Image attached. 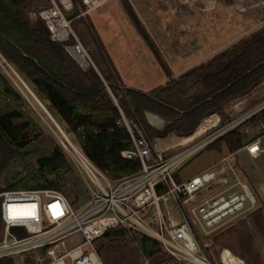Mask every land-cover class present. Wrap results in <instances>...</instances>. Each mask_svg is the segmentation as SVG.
Listing matches in <instances>:
<instances>
[{"label": "trees", "instance_id": "obj_1", "mask_svg": "<svg viewBox=\"0 0 264 264\" xmlns=\"http://www.w3.org/2000/svg\"><path fill=\"white\" fill-rule=\"evenodd\" d=\"M122 2L134 27L145 33L130 2ZM31 7L27 0H0V54L65 135L72 136L84 155L114 182L129 178L141 169L138 160L121 156L123 151L133 148L127 130L116 125L121 118L119 109L128 119L140 120L151 140L170 135L185 137L192 135L206 116L224 115L228 103L246 98L264 81V27L208 64L199 65L177 79L161 61L167 82L146 94L124 89L108 59L104 69L96 65L97 71L82 70L60 43L51 41L41 20L29 19ZM16 77L9 78L0 68V179L14 161L34 155L35 164L27 165V175L0 188V193L57 190L75 207L81 198L74 189L70 193L66 191L74 168L64 148L56 144L51 149L28 150L31 141L24 131L33 121L23 109L31 94ZM146 113L161 117L165 129L150 127ZM259 115L263 116L264 111ZM242 138L234 131L210 147L220 149L226 145L234 152L242 147ZM112 235L122 237L126 232L112 230L105 237ZM140 244L146 257L152 255V248L157 245L148 238H141ZM38 254L43 256L45 250ZM31 256L25 260L26 264H38L36 257ZM0 264H15V261L0 260Z\"/></svg>", "mask_w": 264, "mask_h": 264}, {"label": "built area", "instance_id": "obj_2", "mask_svg": "<svg viewBox=\"0 0 264 264\" xmlns=\"http://www.w3.org/2000/svg\"><path fill=\"white\" fill-rule=\"evenodd\" d=\"M27 1L37 6L36 10L32 7L29 10V19L41 20L51 41L60 43L82 70L97 71L73 27L115 0H44L46 7L38 4V0ZM69 15L72 17L68 18ZM0 65L11 69L1 54ZM21 83L32 96L29 88ZM263 110L264 103L244 114L246 120ZM119 112L121 118L116 125L127 130L133 148L123 151L121 156L138 160L140 171L114 182L72 144L52 120L68 143L65 148L84 178L89 200L77 210L65 194L57 190L0 193V260L35 255L38 264H102L96 250L85 252L84 248L92 247L112 230H122L133 239L141 237L156 242L152 255H143L142 264H232L223 260L225 249L214 255L212 242L206 238L256 209V198L239 178L237 154L225 156L204 173L185 182L177 183L174 174L194 154L233 131L237 121L170 150H157L159 139L151 140L140 120L128 119L120 109ZM258 144L256 141L246 148L252 158L260 152ZM189 145L191 147L172 157H164ZM76 236L81 237L80 244L69 247L68 243ZM41 250H45L43 256L38 254Z\"/></svg>", "mask_w": 264, "mask_h": 264}, {"label": "rangeland", "instance_id": "obj_3", "mask_svg": "<svg viewBox=\"0 0 264 264\" xmlns=\"http://www.w3.org/2000/svg\"><path fill=\"white\" fill-rule=\"evenodd\" d=\"M131 1L142 16L145 12L148 15L146 26L142 24L145 34H148L150 39H154L156 52L161 60L173 68L185 67V62L190 60L185 59V56L193 52L213 53L232 44L235 40L232 29L237 25L241 36L255 32L264 25V0H129L130 4ZM114 2L107 4L92 18L77 22L73 28L95 65H104L108 58L123 78L134 83L140 75H149L151 72V64L154 61L153 50L134 27L122 2L120 0ZM37 3L47 6L44 0H38ZM31 6L34 10L37 9L35 3H31ZM0 68L9 78H12V75L16 77L6 67L0 65ZM161 78L159 67L155 63V83ZM253 93L248 103L244 105V108H247L245 112L234 114L230 112L229 106L226 107L224 117L227 114L228 116L233 114L234 117L227 120L228 122L225 120L223 125L236 120L238 125L233 130L244 132L246 144L249 145L261 136L260 152L255 158L249 157L246 153L238 156L239 178L251 189L257 200V206L254 211L231 221L221 231L206 239L212 242L211 250L214 255L227 249L246 264H264V115H256L247 120L244 115L264 103V81ZM26 100L27 107L23 110L33 121V125L24 131L31 141L28 150L31 152L37 148L51 149L56 144L64 148L74 168V172L67 180L66 191L67 193L72 192L73 189L77 191L81 200L76 202L74 208L80 210L88 202L89 194L81 172L75 166L70 152L65 148L68 143L64 141L61 132L38 102L31 95ZM67 138L72 144L75 143L72 136ZM171 138H174V135L159 140L156 149L163 150L165 146L170 147L172 144L185 142L182 138L174 141ZM170 140L171 144H169ZM189 147L191 146L178 148L164 157H172ZM219 159V154L205 147L177 169L174 179L177 183L187 181L207 171ZM34 164V155H29L22 161H14L2 175L0 188L4 189L15 180L25 177L26 166ZM140 239L141 237L133 239L126 235L122 237L112 235L98 240L92 247H85L84 251L96 250L102 264H142ZM80 242L81 237L76 236L68 246L74 247ZM29 258L30 256L17 257L13 260L15 264H26L25 260Z\"/></svg>", "mask_w": 264, "mask_h": 264}, {"label": "crops", "instance_id": "obj_4", "mask_svg": "<svg viewBox=\"0 0 264 264\" xmlns=\"http://www.w3.org/2000/svg\"><path fill=\"white\" fill-rule=\"evenodd\" d=\"M121 2H122V0H120ZM129 1V0H128ZM132 2V1H131ZM115 3V2H114ZM122 4H123V2H122ZM132 4H133V2L131 3V6H132ZM134 5V4H133ZM124 6V5H123ZM133 7V9H134V11L136 12V14L138 15V17H139V20H140V22H141V25L143 24V25H145L146 26V24H147V17H148V15L146 14V12H145V14L142 16L141 14H140V12H139V10L136 8V6L134 5V6H132ZM125 9V8H124ZM154 18H155V15H154ZM148 22H149V20H148ZM143 27V26H142ZM148 27V26H147ZM262 27H264V25L262 26ZM144 29V28H143ZM137 30V29H136ZM145 30V29H144ZM233 31H232V33H233V35H235L234 36V41H233V43L232 44H230V45H228V46H225V48L224 49H222V50H219V51H217V52H213V53H205V52H203V51H198V52H193V53H191V54H189V55H187V56H185V59H190V60H187L186 62H185V67H183V68H178V67H170V66H168L169 67V69L171 70V72H172V74H173V77L175 78V79H177L179 76H181L182 74H184V73H186V72H188V71H190V70H192V69H194V68H196L197 66H199V65H202V64H208L209 62H211L212 61V59L215 57V56H217V55H220V54H222L225 50H227L230 46H232V45H234V44H236V43H238L239 41H241V40H243V39H245L246 37H248L249 35H251L252 33H254V32H250V33H248V34H246L245 36H241L240 35V29H239V27H238V25H237V27H235V28H233L232 29ZM138 31V30H137ZM257 31V30H256ZM138 32H140V31H138ZM140 34L142 35V37H144V39H146V42L150 45V47L152 48V50H153V55L154 56H152L153 57V59H154V61H152V64H151V66H152V70H151V72L149 73V75H140L139 77H137L135 80H134V83H133V81H130L129 79H127V78H123L122 76H121V74L118 72V70L116 69V67L114 66V64H113V62H111V60L110 59H108V60H110V63L112 64V66H113V68L115 69V71H116V73H117V75L119 76V78H120V80L122 81V83H123V88L124 89H127V90H135V91H140V92H143V93H146V94H149L150 92H152V91H154L155 90V88H157V87H160V86H163V85H165L166 84V82H167V78H166V76H165V73H164V70H163V68H162V63H161V61H164V60H161L162 58L160 57V55L158 54V53H156L155 52V43H154V39L152 40V38L150 39L147 35L148 34H145V33H141L140 32ZM220 39H223V38H220ZM154 46V47H153ZM156 60V61H155ZM165 62V61H164ZM155 63H156V65H158V67H159V70H160V75H161V79L159 80V82H156L155 83ZM166 63V62H165ZM99 67L101 68V69H104L105 68V64L104 65H99ZM138 75V74H137ZM254 92V91H253ZM251 93L249 96H247L246 98H243V99H239V100H235V101H232V102H230V103H228L226 106H225V111H226V107L227 106H229L230 108H231V110H230V112L232 111L234 114H241V113H243V112H245L246 111V109L247 108H244V105H246L247 103H248V100L250 99V96H252L254 93ZM263 104V103H262ZM264 111V110H263ZM263 111H261V112H263ZM239 112H241V113H239ZM261 112H259V113H261ZM259 113L258 114H256V115H259ZM224 114H225V112H224ZM255 115V116H256ZM212 116H214L215 118H216V121L215 122H213V121H211L210 120V117H212ZM231 117H230V115L228 116V114L226 115V117H224V115H221V114H219V113H212V114H209L208 116H206L202 121H201V123L199 124V126L197 127V129L195 130V132L197 131V130H199V129H203V132H201L199 135L200 136H198V137H205V136H208V135H210V134H212L213 132H215V131H217L218 130V128L221 126V125H223L224 124V122H225V120L227 121V120H229ZM228 122V121H227ZM204 124V125H203ZM209 128V129H208ZM235 130H233V131H231V132H234ZM195 132L193 133V134H195ZM231 132H229V133H231ZM228 133V134H229ZM236 133L237 134H240V135H242V147L240 148V149H238L237 151H234V152H231V151H229V149L227 148V146L226 145H223L220 149L218 148V147H210V146H212L214 143H212L210 146H209V148H211V149H213L217 154H219L220 155V159L217 161V162H215V163H213L212 165H211V167L213 166V165H215V164H217L218 162H220L225 156H227V155H229V154H233V153H236L237 154V161H236V166H237V170H238V166H239V159H238V156L239 155H241L242 153H246L249 157H251L249 154H248V152H247V146H249V144H246V141H247V139H246V136H245V133L244 132H239V131H236ZM192 134V135H193ZM202 134V135H201ZM192 135H189V136H185V137H177V136H175L174 135V138H177V139H180V138H187V137H190V136H192ZM227 135V134H226ZM261 139V136H259L257 139H256V141H259ZM160 141L161 140H163V139H159ZM193 140V139H192ZM191 141V140H190ZM255 141V142H256ZM259 145V144H258ZM175 146H177V145H174V146H172V147H166L165 146V148L163 149V150H170V149H172L173 147H175ZM211 167H209V168H211ZM196 177V176H195ZM192 178H194V177H192ZM192 178H190V179H192ZM189 179V180H190ZM188 181V180H187ZM183 182H185V181H183Z\"/></svg>", "mask_w": 264, "mask_h": 264}, {"label": "water", "instance_id": "obj_5", "mask_svg": "<svg viewBox=\"0 0 264 264\" xmlns=\"http://www.w3.org/2000/svg\"><path fill=\"white\" fill-rule=\"evenodd\" d=\"M71 17H72V15L68 16V18H71ZM32 96L38 102V104L40 105L42 110L48 115V117L51 120H53V118L50 116V114L47 112V110L43 107V105L35 98L34 95H32ZM145 117H146L147 123L150 127L155 128V129L160 130V131L165 129L166 123L161 117L154 115L152 113H146ZM1 203H2V199L0 198V232H1V228H2Z\"/></svg>", "mask_w": 264, "mask_h": 264}, {"label": "bare ground", "instance_id": "obj_6", "mask_svg": "<svg viewBox=\"0 0 264 264\" xmlns=\"http://www.w3.org/2000/svg\"><path fill=\"white\" fill-rule=\"evenodd\" d=\"M210 120L211 121H213V122H215L216 120H215V117L214 116H212V117H210ZM204 125V124H203ZM209 129V128H208ZM202 130V131H201ZM203 132V129L201 128V129H199V130H197L196 132H195V136H190L189 137V139L188 138H182V140H184L185 142H188V141H190V140H192V139H194V138H196L197 137V135H199L201 132ZM202 135V134H201ZM200 136V135H199ZM175 139H177V138H171V140H175ZM171 140H170V142H169V144H171L172 142H171ZM176 145H179V144H176ZM172 146H174L173 144L170 146V147H172ZM226 252H225V254L223 255V260L224 261H230V262H232V264H240L239 263V261L237 260V258L235 257V256H233L232 254H231V252L229 251V250H225Z\"/></svg>", "mask_w": 264, "mask_h": 264}, {"label": "flooded vegetation", "instance_id": "obj_7", "mask_svg": "<svg viewBox=\"0 0 264 264\" xmlns=\"http://www.w3.org/2000/svg\"><path fill=\"white\" fill-rule=\"evenodd\" d=\"M224 136H225V135H224ZM222 137H223V136H222ZM222 137H221V138H222ZM221 138H219V139H221ZM219 139H218V140H219Z\"/></svg>", "mask_w": 264, "mask_h": 264}]
</instances>
